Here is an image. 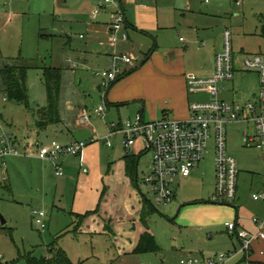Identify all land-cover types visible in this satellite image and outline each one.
<instances>
[{"label":"rangeland","instance_id":"374dc122","mask_svg":"<svg viewBox=\"0 0 264 264\" xmlns=\"http://www.w3.org/2000/svg\"><path fill=\"white\" fill-rule=\"evenodd\" d=\"M165 1L161 8L169 11L171 17L174 13L178 16L183 12L193 13L190 9L173 10V13L172 0ZM194 1L198 4L195 15L201 5H210L203 0ZM88 6L87 0H0V149L6 146L3 138L9 136L10 147L21 151L28 143L32 147L29 156H9L7 170L0 173V264H29L30 255L47 256L51 244L64 249L73 264H182L181 260L190 254L214 256L227 253L233 244L239 249V241L225 227V221L236 208L213 199L214 143H210V152L201 165L193 169L191 176L177 180L173 201L168 205L156 203L154 191L146 182L153 161L146 143L139 138L133 147L140 157L136 177L139 187L126 174L124 135L118 133L110 138L112 146L107 144V125L112 123L111 118L119 119V111L112 106L109 112L107 102L98 90V84L103 80L98 73L110 65L89 44L92 37L89 26L94 19ZM221 10L217 20L222 27L211 30L207 37L192 33L190 28L179 31L178 24L176 30L166 33L167 47L176 49V53L170 54L172 60L179 59L181 69L187 75H207L212 56L223 44L224 28L233 32L236 53L264 55V0H244L241 4L229 0ZM154 39L157 42L158 39ZM193 39L200 42L190 44ZM153 43L133 35L119 50L133 53L136 58L132 69L128 68L130 75L143 69L140 78L142 97L120 107L124 122L135 118L142 109L147 120L162 118L164 109H169L164 106V100H172V96L161 89L160 79L156 76L159 58H154V64L147 65L148 61L144 64ZM158 50L164 53L163 49ZM17 61L31 66L27 76L29 109L24 103L6 99L4 95L2 71L6 65ZM44 66L63 70L61 114L65 120L39 129L36 111L48 105ZM228 85L233 94L223 89V97L241 103L256 100L260 90L255 72L239 71L234 85ZM68 101L88 107L89 126L75 125L73 114L67 113ZM100 105L107 109L105 121L98 115ZM169 114L178 118L173 111ZM241 128L238 125L230 127L229 151L241 172L240 186L252 202L253 191L264 186V152L245 146ZM90 138L96 142L85 149L87 156L84 155V159L82 156L67 158L73 165L71 170L63 166L65 175L62 177L57 176L50 161L36 156L38 139L43 143L55 139L67 144L71 139ZM67 159L63 161L67 162ZM84 168H88V172H84ZM130 186L135 195H145L156 207L149 218V229L160 246L157 252L134 253L145 226L139 211L131 213L127 209L129 205H136L134 197H128L132 193ZM104 198H109V202L120 209L119 214L124 220L114 222V228L109 226L108 229V224L95 213L80 223L77 215L96 209ZM40 210L46 213L45 230L35 221L34 211ZM192 227H203V234ZM121 229L128 234H123ZM240 261V264H264Z\"/></svg>","mask_w":264,"mask_h":264},{"label":"built area","instance_id":"2783aa9c","mask_svg":"<svg viewBox=\"0 0 264 264\" xmlns=\"http://www.w3.org/2000/svg\"><path fill=\"white\" fill-rule=\"evenodd\" d=\"M206 3L211 0H204ZM242 0H237L240 4ZM113 7L110 24V38L116 47L120 42L130 39L127 30V20L121 0H100L92 11L91 17L97 19L105 7ZM83 37V35H81ZM111 66L98 73L103 78L101 90L103 100L112 83L127 72L134 63V56L115 50L110 56ZM73 62L72 60H69ZM75 66H78L74 64ZM241 71L258 74L260 90L256 100L244 103L229 101L222 97L225 84L233 82L236 74ZM187 84L190 93L204 95L190 103V115L185 119L170 117L146 120L141 113L135 118L122 123L107 125V144L112 146L111 137L118 133L124 135L123 145L127 154H132L133 147L141 138L146 143V150L153 156L151 171L146 177L147 184L153 189L157 204L168 205L174 198V185L179 178L191 176L192 171L201 163L210 151V143L215 147L216 188L213 199L217 203L231 204L238 194L239 174L236 158L229 151V129L234 125L244 128L243 142L246 147L259 148L264 152V55L237 54L233 46V32L226 28L223 32V49L215 57V67L210 77L188 75ZM106 107L97 108L98 115L105 121ZM83 121H90V116L84 114ZM11 137H4L6 145L0 149V173L7 170L9 156H29L32 147L28 143L23 151L10 147ZM96 142L94 138L78 140L63 144L57 140L36 145V156L50 161L58 176L64 175L60 160L66 156H80L89 144ZM88 172V168L83 169ZM260 199L263 195H254ZM35 221L45 230L46 213L43 210L34 211ZM255 231L239 227L236 221L226 223L229 233L236 235L240 241L238 250L220 253L214 257L189 255L181 260L182 264H223L239 253L248 255L254 248V243L264 239V223L254 217Z\"/></svg>","mask_w":264,"mask_h":264},{"label":"crops","instance_id":"0c3cea01","mask_svg":"<svg viewBox=\"0 0 264 264\" xmlns=\"http://www.w3.org/2000/svg\"><path fill=\"white\" fill-rule=\"evenodd\" d=\"M228 1L229 0H211L210 2L207 3L210 5L208 6L201 5V10L195 15L194 9L195 7L197 8L198 4L195 5L196 2L194 0H172L171 12H173V10L174 12H177V10L188 11L190 9V10H193V13L192 15H187L185 12H183V13H180L182 16L181 15L178 16L176 13L173 12L174 15L171 17L170 16L171 13L169 11L163 10L161 8V7H164L163 3L166 2L165 0H121L122 7L126 15L127 30L130 35V40L132 39V36L134 35L139 40L147 39V40L154 42L150 52L147 55L146 60L144 61V64L147 61H148L147 65L154 64L153 63L154 58L155 57L159 58L158 63L160 62V64H158L159 66H157L158 68L156 69V73H157L156 76L158 77V79H160L161 89L164 92H167V95L172 96V100H164L166 101V104L164 106H167L169 108L168 109L169 112L166 109H164L163 116L165 114L170 116L169 113L173 111L176 117H178L179 119H185L190 115V110H189L190 103L193 101L205 98L203 95L189 93V89L187 87V76L188 75L186 72L184 73V71L181 69L179 59L174 60V61L172 60V57L170 54L176 53V49L174 50L172 48L167 47L166 45L167 44V38H166L167 34L166 33H168L169 31H174V29L176 30L175 26L178 24L179 31L185 30V28H190L192 30V33L195 32L198 35L203 34V37H207L209 33L211 32V30H215V29L222 27V26H219L220 23L217 20L218 18L217 14L220 13V11H222L221 9L228 3ZM243 1L244 0H242V2ZM87 2L89 5L88 7H89L90 14H91L92 11L99 5L100 0H87ZM203 2L206 3L204 0ZM234 2H237V0H234ZM113 10L114 8L109 7V6L103 8L98 18L94 19L93 23H91V25L89 26V30L92 33L91 41L89 44L91 45L92 48L97 49V53H101V55L105 57V60L109 62L110 66H111L110 54L114 52L115 50L121 51V49L123 48L122 45L126 42H130V40L120 42L116 47L112 44L109 28H110V24L112 21L111 14ZM225 29L226 28H224V30ZM154 37L158 39L157 42L154 39ZM83 38H85V36ZM197 38H199V36H197ZM181 40L184 42H187V40H183V38H181ZM199 42L200 41L193 39L191 40L190 44L192 43L196 44ZM158 49H161V50L163 49L164 53L162 51H159ZM222 49H223V44L220 50H218L215 54L214 52L212 53L215 56H212L211 68L206 76H200V77L207 78L213 74L214 67H215V57L218 52L222 51ZM179 52L182 53L180 48H179ZM130 54L133 55V53H130ZM177 56L179 58H182L180 54H177ZM135 60L136 58L134 56V61ZM87 63L88 62H85V64ZM130 69H132V67ZM142 70L143 69L131 75L129 74L131 73V71L127 70V75H125L119 81H116L109 88V91L106 94V102L109 108L108 111L110 112V108L112 106L117 107L119 111V119L111 118L112 123L124 122V119L121 114L122 108L120 107L131 100L139 99L142 97V94H141L142 82L140 79L143 74ZM102 82L98 84V90L100 93H102V90H101ZM228 83L234 85V81L228 82ZM228 83L225 84L226 90H229L233 94V90L230 89L231 87H229ZM222 97H223V94H222ZM67 113L73 114L72 117L73 119H75L74 122L76 126L83 125V124H87L89 126V124L91 123L90 121L82 120L83 115L88 113V107L86 105L76 106V104H73L70 101H68ZM139 113H141L143 117L146 119L144 109H142L141 112ZM64 120H65L64 116H62V121ZM238 126L242 127L241 130L243 132L244 131L243 126L241 125H238ZM92 132H94V128L92 129ZM74 141H76V139L68 140L66 143L68 144ZM37 142L43 143L41 139H38ZM85 151L86 150H84L83 153L80 155L82 156L81 159H84V155L87 156ZM132 154L139 157V154H136V151L134 150ZM69 157H72V156H66L60 160V164L63 168V171H64V167L66 170H71L72 168L73 162L70 160L68 161L67 158ZM64 159H67V162H64L63 161ZM124 161H125V166H126V174L133 180V177L128 171L129 166L127 164L125 157H124ZM138 163H139V159H138ZM200 165L201 163L197 165L196 169ZM64 175H65V172H64ZM240 175H241V172L239 174L238 194H237L236 200L233 202V204H225V205H233V207L236 208V212L234 210L231 211V214L229 215L228 219L225 221V227H226L227 222L236 221L239 227L245 228L248 231H255L256 226L253 222L254 217H258L264 223V186L257 191H253V194H252L253 201L249 202L247 199L248 197H246V190L244 189L243 186H240V181H241ZM129 188H130L129 191H131L132 193L129 194L128 197H130L131 199V197L133 196L134 199L133 198L132 199L136 201L134 189L131 186ZM215 188H216V174H215V181H214V192H215ZM256 194L263 195V197L260 199H255L254 195ZM248 196H250L249 193H248ZM127 209L131 213L135 211H140L137 205H129V207L127 206ZM93 210L95 209H91L89 211H93ZM119 212H120V209L118 210L117 206L112 205L109 202V198L107 199L104 198L103 202H101V207H100V211L98 212V215L102 219L101 220L102 222L108 224L111 228H114V224H113L114 222L124 220V218L119 214ZM99 225H100V222H99ZM186 228H189V227H186ZM192 228H194V230H196V232H198L199 234H203L201 233L203 231L202 230L203 227H192ZM121 231L123 234H128L126 230L121 229ZM227 232L229 233L228 230ZM230 234L233 235V237H236V235L232 233ZM239 244H240V241H239ZM233 245L234 246L229 249V252L238 250V246L236 244H233ZM201 255L202 256L200 257L208 258V257H214L218 254H215L214 256H207L206 254L202 253ZM239 259L242 260V262L243 261L264 262V239L256 241L254 243V248L252 252L249 253L248 255L244 253H239L234 258L229 259L230 261L229 260L225 261L223 264H236L238 261L240 264L241 261Z\"/></svg>","mask_w":264,"mask_h":264},{"label":"trees","instance_id":"16d2710c","mask_svg":"<svg viewBox=\"0 0 264 264\" xmlns=\"http://www.w3.org/2000/svg\"><path fill=\"white\" fill-rule=\"evenodd\" d=\"M30 67L31 66L29 64L23 61H17L6 65L2 71L5 98L24 103L28 109L31 108L27 86V76ZM43 71L47 89L48 105L40 107L36 111L38 114L37 126L39 129H44L51 123H58L62 121L61 92L63 70L58 67L44 66ZM125 75H127V72L119 76L116 81H119ZM116 81H114L112 85ZM125 159L129 166L128 171L133 177V182L138 185V179L136 180V177L139 157L133 154H127ZM104 195L105 191L102 198ZM135 200L136 205L140 209V220L145 226V230L140 235V238L135 246L134 253L157 252L160 250V246L154 234L149 229V218L156 211V207L143 194H136ZM101 202L95 210L88 211L85 214H78L77 218L80 223L84 222L90 215L98 213L100 211ZM108 229H110L109 225ZM28 262L29 264H73L68 253L64 249L57 247L56 244H51V246H49V253L47 256L38 258L30 255L28 257Z\"/></svg>","mask_w":264,"mask_h":264},{"label":"water","instance_id":"95a60500","mask_svg":"<svg viewBox=\"0 0 264 264\" xmlns=\"http://www.w3.org/2000/svg\"><path fill=\"white\" fill-rule=\"evenodd\" d=\"M138 187H139V185H138Z\"/></svg>","mask_w":264,"mask_h":264}]
</instances>
